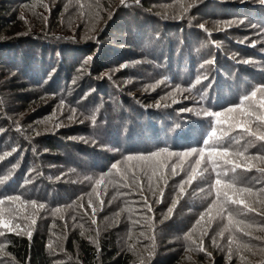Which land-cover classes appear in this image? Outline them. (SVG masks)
<instances>
[{
  "label": "trees",
  "instance_id": "trees-1",
  "mask_svg": "<svg viewBox=\"0 0 264 264\" xmlns=\"http://www.w3.org/2000/svg\"><path fill=\"white\" fill-rule=\"evenodd\" d=\"M186 2L140 0L139 6H122L120 0H99L97 6V0H79V3L59 0L51 5L45 0H0V66L19 73L24 79L23 85L28 86L18 93L19 101H29L28 90L44 95L59 94L64 109L75 110L83 119L95 115V123L85 119L80 125L56 129L58 117L53 111L40 112L39 118L31 123L8 121L2 113L0 156L4 159L0 160V179L5 176L9 179L0 185V195L20 194L24 200L45 204V209L35 216L36 223L28 229L30 238L26 233L18 235L0 228L4 232L0 236V244L4 246L0 251L3 264H264V252L260 251L264 248V231L260 230L264 217L254 213L242 217L253 224L249 229L251 236L235 233L238 240L250 244V250L233 243L229 255L230 233L219 235L227 220L220 217L212 220L210 226L205 225L207 235L203 237V247L206 251L198 248L199 230L192 236L195 244L186 239V234L214 199V195L207 196L210 181H194L178 196L177 185L185 173L171 176L169 169H165L167 179L160 182L164 189L161 203L154 202L145 180L144 195L153 208L149 213L143 209L135 189L114 186L119 177L115 170L109 171L117 161L123 168L127 155L147 154L163 147L182 152L202 146L208 118L196 112L205 108L221 110L264 84V53L258 50L259 42H264V8L259 5L247 10L237 4L213 1L212 15L224 17L219 21L233 23L220 37L213 38V33L198 30L192 23L185 25L187 21L180 15L184 14L182 6ZM82 3L92 4V14L85 8V14L80 15ZM24 11L31 12L32 19L36 18L32 21L35 26L25 25ZM70 17L77 23L68 21ZM242 19L248 20L251 27L261 28L256 34L258 37L249 43H245L243 29L234 24ZM153 25L158 28H152ZM70 26L81 37L73 34L77 39H70L75 38L70 36ZM228 36L234 39L226 41ZM127 45L134 50L124 47ZM126 49L141 57L127 58ZM150 60L154 67L150 66V71L139 80L135 65ZM208 60L213 63L206 64ZM119 63L125 64L117 71L119 78L132 82L127 83V92L108 93V72ZM197 77H201V83L192 92L176 90V85L181 89L191 87ZM76 80L83 87L74 88ZM160 81L165 85L161 89ZM138 82L145 84L137 86ZM147 84L157 86L150 87L149 92ZM46 128L51 129L45 131ZM180 133L183 135L178 138ZM248 151L255 154L264 152V148L257 143ZM252 163L264 167L259 161ZM102 175L105 180L97 186L95 181ZM241 184L259 189L264 187V176L255 170L244 173ZM93 188L97 189L93 200L99 196L103 201V207L96 201L95 224L78 206L65 207L63 219L52 214L53 209L74 202L87 207L88 194ZM201 188L205 191L201 192ZM174 199L179 202L170 218L165 219ZM247 202L264 210V204L257 197H249ZM11 207L29 216L28 220L12 219V223H19L21 227L30 224L33 214L30 205L16 202ZM144 215L152 218L147 224L142 219ZM5 218L9 219L7 213Z\"/></svg>",
  "mask_w": 264,
  "mask_h": 264
},
{
  "label": "snow or ice",
  "instance_id": "snow-or-ice-1",
  "mask_svg": "<svg viewBox=\"0 0 264 264\" xmlns=\"http://www.w3.org/2000/svg\"><path fill=\"white\" fill-rule=\"evenodd\" d=\"M77 2L79 3V0ZM258 2L261 6H264V0H258ZM135 3L139 5L140 0H135ZM120 4L127 6L125 0H120ZM97 6H99V0H97ZM92 7V4H79L80 15L83 16L85 14V8L89 10V14H92ZM200 28L204 29V25L201 24ZM245 62L247 63V61ZM205 63L211 64L213 61L208 60ZM203 67L204 65L202 64L201 68ZM203 78L206 79L207 77ZM163 82L160 81L159 83ZM200 83L201 77H197L191 87L181 89L179 85H176V90L192 92L196 84ZM156 86L151 85L150 87L155 88ZM168 95L170 96L171 93ZM200 95L203 100V94ZM165 98L161 97V99ZM173 102L175 103L176 101L173 100ZM61 104H63V101H61ZM156 106L159 107L161 105L158 102ZM164 106L167 107V105ZM183 111H194V109H184ZM74 112L75 110H73ZM196 115H203L208 118V130L204 133L202 146L192 147L182 152H171L167 147H163L147 154L127 155L124 157L125 166L123 168L119 167L120 161L111 165L109 171L115 170L116 175L119 177L118 182L114 186L117 188L123 186L129 188V190L135 189L136 193L140 195V203L143 209L150 213L153 211V208L148 196L144 195L145 180L147 181V191L152 197H155L154 202L161 203L164 189L160 182L167 179L165 169H169L171 176H177L180 172L185 173V178L177 185L178 196L185 191L186 185H191L194 181H210L207 187V196L214 195V199L205 211L201 213L193 228L186 234V239L191 240L195 244L196 241L192 239V236L193 233L199 230L200 241L198 248L202 252L206 251L203 247V237L207 235L205 225L210 226L212 220L220 217L222 220H227L219 235L223 237L224 232L230 233L228 237L229 255L232 253L231 245L233 243H236L238 248L250 250V244L238 240L235 233L240 232L244 236H251L249 229L253 228V224L242 218L247 216L248 213L264 217V210H258L253 203L247 202L249 197H257L260 203L264 204V187L254 189L251 186H242L241 184V177L244 173H251L255 170L261 176H264V167H258L252 163L259 161L264 164V152L258 151L255 154H251L248 151L257 143L260 144L261 148H264V84L258 85L251 91L246 92L238 103L221 110H209L205 108L196 112ZM72 118L69 117V119ZM85 119H91L95 123V115L85 117ZM180 135L183 134H178V138ZM5 155H11V153ZM170 157H175V161H170ZM3 159L4 157L0 156V160ZM131 161H136V163H127ZM154 177L155 180L153 179ZM8 179L9 176L0 179V185H3ZM104 180L105 176L102 175L95 181V184L99 186ZM111 182L109 181V183ZM200 191L204 192L205 189L201 188ZM96 192L97 189L93 188L92 193L88 194L87 207L82 203L77 205L74 202L73 205L53 209L52 214L63 219L62 214L65 207L75 209L78 206L83 210L84 216H88L91 222L95 224L96 201L99 202L100 207H103V201L99 199V196L96 197V201L93 200V195ZM79 200H83V197H80ZM16 202H19L20 205H30L33 210L30 224H26L24 227H21L19 223L11 222L12 219H29V216L21 214L19 208L11 207ZM178 202V199L172 201L165 219L170 218ZM6 204L8 205L7 208L5 207ZM44 209V203H38L36 200H24L20 194L0 195V228L7 230L9 233L15 232L18 235L26 233L30 238L31 231L28 229L36 223L35 216L38 215L39 211ZM89 209L92 210L91 213H89ZM6 213L9 219L5 218ZM72 219L76 220V217L73 216ZM142 219L147 224L152 218L144 215ZM136 223H140V221H136ZM65 227H67V224ZM260 230L264 231V226H261ZM2 235H4V232H0V236ZM141 235L144 234L141 233ZM147 238L154 241V237L152 236ZM256 239L261 238L256 237ZM215 242V238H213V243ZM3 247L0 244V251L3 250ZM260 251L264 252V248H261ZM241 259L243 260L244 258L241 257ZM0 264H3V262L0 261Z\"/></svg>",
  "mask_w": 264,
  "mask_h": 264
},
{
  "label": "rangeland",
  "instance_id": "rangeland-1",
  "mask_svg": "<svg viewBox=\"0 0 264 264\" xmlns=\"http://www.w3.org/2000/svg\"><path fill=\"white\" fill-rule=\"evenodd\" d=\"M45 1L49 5L59 2V0H45ZM213 1L219 2L220 4L228 3L231 6H234L237 4V6L238 5L244 6V9L247 8V10L249 8L255 9V8H257V6L260 5L258 0H187V2L185 4H183V6H182L183 7L182 9L184 10V14L180 15L182 17V20L187 21L185 25L189 26L190 25L189 23H192L193 26L196 27L198 30H204L206 32L213 33V36H212L213 38L220 37L219 34H221V32L226 27H228L229 25H231L233 23H227V22L219 21V18L222 19L224 17H221V16L216 17V16L212 15L213 10H212V7L210 4ZM125 2H126V4H130V5L136 4L135 1L131 2L129 0H125ZM195 6H196V9H195ZM261 7L264 8V6H261ZM30 13L31 12H29V11L23 12V17L25 18L24 20L26 23L25 25L35 26L34 22H32V21H34V19H36V18L32 19L33 17L31 15H29ZM47 13H45V16L47 15ZM233 13H236V12H230V14H233ZM239 13L243 14L245 12H239ZM125 15L127 16L128 19H130L131 21L134 22V20L132 19L131 16H129L128 14H125ZM49 16H51V13L48 15V17ZM59 20L63 21V19H59ZM243 20H245V19L236 20L234 22V24H236V25L238 24L237 25L238 28L243 29L241 33L245 35V37H244V39H246L245 43H249L258 37V35L256 36V34L260 33L261 28H260V26L251 27L248 20L244 21V22H243ZM68 21H71L73 24L77 23L76 20L71 19V17L68 18ZM180 21L181 20H179V22ZM201 24L204 25V29L200 28ZM152 28L157 29L158 26L153 25ZM224 32H226V31H224ZM73 34H76L78 37H81L80 32L77 29L71 27L70 28V36L75 37V36H73ZM242 34H240V35H242ZM247 36H249V38H247ZM260 36H262V35H260ZM70 39L75 40L77 38L75 37V38H70ZM233 39L234 38H232V36L231 37L228 36V38H226V41H230ZM111 42H113V41L111 40ZM123 42H127V40L123 41ZM114 43L112 45L116 44V43L115 44ZM130 43H136V42H130ZM262 43H264V42H262ZM262 43L259 42L258 50H260L261 52L264 53V44H262ZM119 45L121 46V43ZM124 47L128 48L129 46L127 45ZM129 48L133 49L132 47H129ZM135 49L139 50V48H136V47H135ZM133 54H135V55H132L131 51L129 49H126L125 55L127 58L128 57H130V58L131 57H141V55L136 53V52ZM123 66H125V64L119 63L117 66L112 68L110 73L108 72V74H109L108 75V82H109L108 93L118 92V90L123 91V92H127L126 85H127V83H130L132 81H130V80L123 81L119 78L120 75L118 73H119V70ZM150 66L154 67V64L151 62V60L145 61V63L140 65V66L135 65V67L137 69V73H139L137 75L139 80L143 79V76L146 75L147 71H150ZM1 67L2 66H0V117L2 116V113H5V116H6L5 119L8 121H11L10 119H12V120L14 119L15 123L20 122V121H25V123H31L34 121V119L39 118L40 112L44 111L45 113H51L53 111V112L57 113V117H58L57 121H56L57 123L55 126L56 129H61L64 127L68 128V127H71L74 125H80L82 123H85V119H83L79 114H77L76 112L73 113L70 110L64 109L65 108L64 105L60 104V102H59L61 100V96L59 94H57V95H54V94L44 95L42 93L38 94L37 90H28L29 91V97H28L29 101L28 100L26 102L19 101V99L17 97L18 93H20L21 89H24V88L28 89V86L23 85L24 79H23V77H21V75L19 73L14 74V72H9L5 67H3V68H1ZM117 71H118V73H117ZM121 77H122V75H121ZM75 83H77V84H75ZM144 84H145V82H143V83L138 82L137 86H144ZM77 85H78V81L76 80L73 83L74 88H77V87H75ZM87 85L91 86L92 84L88 83ZM73 86L70 85L69 86L70 89ZM78 86H79L78 88L83 87L82 85H78ZM164 86L165 85L161 83L159 85V87H160L159 89H161ZM29 88H33V87L29 86ZM37 89H39V88H37ZM86 89L90 90V88H88V87ZM146 89H148V91L150 92V85L149 84L146 85ZM148 97H150V94ZM178 97H180V96H178ZM134 98H137V97L135 96ZM138 98H140V97H138ZM180 98H178V99H180ZM149 100H150V98H149ZM69 117H73V118L69 119ZM50 129L46 128L45 131H48Z\"/></svg>",
  "mask_w": 264,
  "mask_h": 264
}]
</instances>
